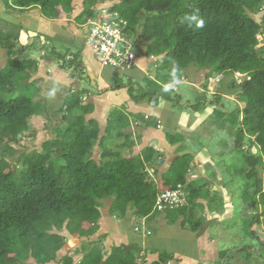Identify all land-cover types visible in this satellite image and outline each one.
Here are the masks:
<instances>
[{
	"label": "trees",
	"instance_id": "16d2710c",
	"mask_svg": "<svg viewBox=\"0 0 264 264\" xmlns=\"http://www.w3.org/2000/svg\"><path fill=\"white\" fill-rule=\"evenodd\" d=\"M86 1L85 22L96 14L88 8L95 0ZM99 1L108 4L109 13H119L118 20L126 22L127 37L135 40L134 46L138 40L142 41L144 54L154 58L156 67L162 70L160 74L165 75L164 80L147 79L149 90L144 88L138 98L151 97L150 104L154 107L160 99L175 101L170 95H176L173 90L176 81L191 66L209 69L213 75L232 77L228 90L238 105L231 113L216 108L212 117L220 115L223 119L229 115L233 119L226 132L234 136L233 151L242 159L239 170L244 180L242 205L245 213L256 211L250 220L244 219L247 215L242 213L243 209L239 211V229L243 231L246 222L249 235L260 242L252 226L264 223V179L260 178V172L264 171V38L259 40L264 33V0ZM73 2L11 0L20 9L40 8L48 19L57 18L58 8L70 12ZM260 12L262 23L253 18ZM2 41L6 39L0 37L1 45ZM3 45L10 47L8 41ZM25 67L30 64L11 59L9 66L0 70V147H5L0 151V264H73V255L58 256V251L67 245L68 236L63 232L89 239L99 228L97 223L105 199L112 200L109 214L116 219L124 217L129 209L133 217L141 220H152L163 213L168 224L182 218V227L192 232L199 231L206 222L205 206L198 203L199 199L206 202L210 213H224L222 197L210 191L207 183L187 184L190 155L177 158L168 174L172 190L182 191L185 203L155 211L157 195L165 191L159 192L147 170V166L156 165L153 158L156 151L146 148L141 155H125L124 151L129 152L132 144L129 134L118 125L121 115L111 116V126L100 139L97 122L87 119L91 106L83 104V96L70 95L73 91L65 99L54 136L39 150L27 151L24 141L35 139L37 133L30 121L42 114L45 105L23 92L18 96L14 93L17 75L21 76L20 82L27 78ZM236 74L242 78L240 83ZM214 101L220 102L221 98ZM179 103L180 100L176 102ZM47 119L50 121V116ZM172 137L170 143L174 145ZM97 143L98 158L94 153ZM16 146L23 148L21 153ZM15 157L17 161L13 160ZM84 224L88 227L84 228ZM81 245L82 250L75 254L85 255L78 264H100L104 257V264H148L140 251L126 255L122 246H114L106 254L102 241H83ZM260 246L264 247V242ZM228 253H220L216 263L232 264L234 255ZM172 261L174 255L158 253L157 260L150 264Z\"/></svg>",
	"mask_w": 264,
	"mask_h": 264
},
{
	"label": "crops",
	"instance_id": "0c3cea01",
	"mask_svg": "<svg viewBox=\"0 0 264 264\" xmlns=\"http://www.w3.org/2000/svg\"><path fill=\"white\" fill-rule=\"evenodd\" d=\"M77 5L72 3V15H68L63 9L58 8L57 18L48 19L43 16L40 8L20 9L14 5H6L5 0H0V37L6 39V41H2V45L0 44V70L6 69L11 59L30 64V67H25L24 73L27 78L23 81L22 86L35 83L33 100L42 101L45 105L42 114L33 117L30 121L35 130L43 131L48 124L50 125L51 118L61 116L65 107V99L68 93L74 89L69 91L70 85L78 81L79 85L75 84V87L79 91H83L84 86L91 87L90 93L86 94V98H88L84 100L83 104L91 106V113L87 115V118L97 122L100 139L106 135L110 122V110L116 108L124 110L123 118L120 119L118 125L124 133L129 134L132 144V149L126 155H141L146 148L156 151L153 157L156 159V165L147 166V170L152 172L153 181L159 192L172 189L171 184L166 187H161L159 184L169 174L174 161L183 155H190L192 158L190 169L186 175L187 184L204 181L209 185L210 191L217 192L219 195L222 193L219 188L224 190L223 185L228 189V179H224V177L230 175L228 173L223 175L224 166L222 165L220 168L221 165L219 166L218 163L221 162L216 158L226 152H223L222 149L231 147L233 139L230 138L228 132H225L222 137L218 136V147L212 149L214 126H209V128L206 124L213 119L212 114L216 109L211 105L213 103L211 99L214 101L217 97L225 100L231 98L226 95V92H229L228 86L231 79L228 81L224 75H213L209 69H198L191 66L184 71L182 81L186 80L192 89L200 92L193 104L192 99L188 97H183L178 105L162 99L155 107L149 101L140 102L142 100L138 98L140 88L148 89L145 81L148 78L154 80L153 71L157 61L152 57H147L143 49L138 48L134 66L132 69H128L129 71L103 66L94 51L85 44V25L80 26L75 23L76 13L80 12L76 9ZM7 41L10 47L3 45ZM53 41H61L59 45L61 48L62 44H65L68 50L72 51L70 54L66 53L65 62L57 58L59 53L56 49L54 51ZM30 48L36 50L37 60L31 57H35V54L30 53ZM120 73H123L125 82H116V78L121 76ZM132 86L134 93L129 92ZM173 89L176 92V86ZM224 89L226 90L224 91ZM65 91L67 93L63 95ZM204 103L208 105L202 107ZM226 104L234 109L237 101L231 99L230 102L226 101ZM226 106L223 104L221 107L225 109ZM47 116H50V121ZM216 128L217 131H224ZM51 131H53V127H51ZM171 136H173L174 145L170 143ZM98 144L95 146L98 148V155L94 148L97 158L100 154ZM225 181L227 182L225 183ZM198 201L205 206L206 220L214 219L213 223L219 224L225 213H210L206 202L202 199ZM111 203L110 199L103 200L101 217L97 223L99 228L89 239L80 238L77 235L70 238V234L67 233L69 234L67 245L61 249L59 258L66 254L73 255V264H78L85 255L81 252L75 254L81 247V243L83 241L97 242L99 235L105 234L107 237L103 240V246L106 254L114 246H122L126 255L130 252L140 251V255L144 254L146 262L150 264L157 260L158 253L163 249L164 243H179L184 238L192 237L184 232V227L181 224L182 218L172 225L168 224L164 214L158 215L157 219H142L141 222H137L134 220L132 210L129 209L124 217L116 219L109 214ZM225 207L224 204V209ZM226 210L227 213L230 212L228 209H225L224 212ZM210 215L212 218L209 217ZM83 227L87 228L88 224H84ZM204 236L193 238V242L191 238L188 242V244L193 243L192 256L174 253L175 264H197L196 260L204 259L217 260L213 257L215 241L209 243L207 239L210 234H204ZM202 243L205 244L202 246ZM148 250H152V252L145 253ZM207 253L210 255L208 256ZM105 259L106 257L100 264H104ZM77 261L79 262L77 263Z\"/></svg>",
	"mask_w": 264,
	"mask_h": 264
},
{
	"label": "rangeland",
	"instance_id": "374dc122",
	"mask_svg": "<svg viewBox=\"0 0 264 264\" xmlns=\"http://www.w3.org/2000/svg\"><path fill=\"white\" fill-rule=\"evenodd\" d=\"M5 3H6V5L13 6L12 3H11V0H5ZM75 3L78 4L76 6L77 7L76 9H78V11H80V12L76 13V22L75 23L80 25V26H84L86 22H85V14H83L84 10H85V6L83 8V4L85 3L87 5L88 1H86V0H76V1H74V4ZM107 5L108 4H104L103 5V2H101L99 0H95L94 4L92 6L88 5L89 6L88 8L90 10L95 11L96 12L95 17H97L99 15V11L102 8H104L105 6H107ZM65 13L68 14V15H72L73 9L70 10V12L65 11ZM253 18L256 20V22L262 23L263 13L260 12V13H258L256 15H254ZM10 29H12V28H10ZM0 32H1V30H0ZM129 37H130L129 38L130 41L132 43H134L135 40L130 35H129ZM262 38H264V33L261 36H259V40L261 41ZM60 43H61V41H58V42L53 41V48H54V50L56 49V51L59 53L57 55V58L58 59H62V60L65 59V61H66V57H65L66 53L70 54V53H72V51L68 50L67 45H65V44H62L63 46L61 48L59 46ZM137 44H138L139 49H143V42L142 41L138 40ZM30 50H31V48L29 49V51ZM35 52H36L35 49H32L30 51V53H32V55L35 54V57H33V56H31V57L34 58V60H37L36 58H37L38 55ZM34 63H36V62L34 61L33 64ZM132 68H133V66L123 67V68H118V69L119 70L122 69V70L129 71L128 69H132ZM35 69H36V66H35ZM161 71H160V68H157V67L154 68V71H153L154 80H164L165 79V75L163 73L160 74ZM120 75L121 76L119 78H116L117 79L116 82H119V83L121 81L125 82L126 79L123 77V73H120ZM238 75L239 74H236L235 78H236L237 83H240L242 78H240V76H238ZM224 76H225V78H228V81L232 78V77H230L228 75H225V74H224ZM20 78H21V76L18 77V75H17L16 81L14 82V84H15V90H16L17 87H18V89L16 90V92L14 90V93L16 94V96H18V95L22 94V92H23V94H25L26 96L31 97L33 92H34V87H36V84L35 83H29V84H26V85L24 84L22 86V82L25 80V78H24V80L22 82H20ZM183 78H184V75L182 76V78L180 80L176 81V85H175L176 89H177L176 90V95L175 94H171L170 96L175 101L177 100L176 102H178L179 100L181 101L183 99V97H188V98L192 99L191 102L193 104L194 103L193 101H195L199 97V93L200 92L197 91V90L192 89L191 86L188 84V82L186 80L182 81ZM145 83H148V81L146 80ZM18 85H20V86H18ZM130 88H131V91H129V92L134 93L132 91V89L134 87L132 86ZM143 90H145V89L140 88V91L139 90L138 91L141 94V92L143 93ZM225 90L226 89H224V91ZM90 91H91V87L84 86L83 87V91L79 92V91H75L73 89V94H70V95L78 96V98L83 96L85 98V99L84 98L83 99L87 100L88 97L86 98V94L90 93ZM165 93L169 94L166 91H165ZM226 93H227L226 94L227 96L229 95V97H231L229 100L228 99L225 100V99L222 98L220 102H215V101H213V99H211V101L213 102L211 105L215 106V108H218L219 110H222L220 108H222L221 106L223 104H224V106L227 105L226 101L230 102L231 99L232 100L234 99V97L232 95H230L231 94L230 91L226 92ZM12 95H14V94H11V96ZM70 95H67V97L70 96ZM179 97L180 98L182 97V98L179 99ZM142 98L143 99L140 100V102L144 101V100H146V102H148V101L151 102L150 101L151 97L150 98L142 97ZM175 101H173L171 103L176 104ZM205 105H208V104L204 103L202 105V107H204ZM239 106L241 107V106H243V104L241 103ZM233 110L234 109H231L228 106H226V108L223 109V111L226 112V113H231ZM113 114L122 116V115H124V110L121 111V110L116 109V108L110 110V115H109L110 122H109V125H108L109 127L111 126V116ZM129 115H131V114H129ZM51 119L52 120H51L50 125L48 124L49 126L47 125L43 129V131L37 132L35 139L32 140V139L27 138L26 141H24L25 143H24L23 146H25L27 151L32 150V149L39 150L41 148V145L45 141L49 140L50 138H52L54 136L53 131H51V127H53V130H54V127L56 126V123L61 121V116L60 117L55 116V117H53ZM232 121H233V119L229 115H226V117H224L223 119H222V117L220 115H216L215 118H213L210 122H208V124H206V125H208V127L209 126H214L213 130H214L215 133L212 136V141H211V148L212 149H215V148L218 147V144H217L218 136L222 137V134H225L227 129L230 128V126L232 125ZM206 125H204V126H206ZM216 127L224 128L225 131H217ZM228 137H229V135H228ZM226 138H227V136H226ZM230 138L233 139L232 140L233 144H231V147H227L226 150H225V148L222 149L223 152L224 151H226V152H224V154L222 156L220 155V156H218L216 158L218 161L221 162V163H218L219 166L221 165L220 168H222V165L224 166L223 169H224L225 172H223V175H226V173H228L230 175L229 177H224V179H228L227 180L228 182L225 181V183L227 182L228 189L226 187H224V185L222 186L224 190H222V188H219V191L222 192L221 193L222 195L220 194V196L222 197L223 201L225 200V203H224L226 205L225 209H228L230 212L227 213V210H226V212H224L225 214H223V216H222L223 218H222L221 222L219 224L216 223V222L212 223L207 228L206 233L205 232L202 233V230H203L206 222L204 223L203 227L197 232H192L191 229L188 228V227L184 228V232L187 233L189 236H192L191 237L192 238V242H193V238L196 239V238L200 237L201 235L204 236V234L205 235L206 234H210V237H208V239H207L209 241V243L211 241H215L213 257L215 259L217 258V260L209 261L208 259H204V260H202L203 262L199 261V260H196L197 264H217L216 262H218V260H220V253L225 252V251H229L228 255L229 254L234 255V259L232 260V264H264V247L260 246V248H259V243L260 242H264V223L260 224V225L259 224H254L252 226V230L258 234V238H259L260 242H258L257 240H253V238L249 235L250 233L247 232V223L246 222H245V224L243 222V229L244 230L242 231V230L239 229V225H240L241 220L239 219L238 213H239L240 210H242L244 208V206L242 205L243 201L241 199V197L244 195L243 192H242L243 189H244V187H243L244 186V180H243V174L239 172V170H242L241 169V163H242L241 160L242 159L240 158L241 156L239 157L238 154L234 153V151H233L234 150V140H235L234 136L230 135ZM109 145H111V144H109ZM16 148L19 150V153H21L23 148L20 149L19 146H16ZM4 149H5L4 146L0 147V151H3ZM97 149L98 148H95V152L98 155L99 151H97ZM146 150H148V148ZM124 152H125V155H126L127 151H124ZM252 152L255 153L254 150H252ZM13 160L17 161L18 158L15 157V158H13ZM148 173H149V176H151V178H152V172L148 171ZM260 178L264 179V171L260 172ZM171 180H172V178L167 175L165 177V179L160 182L159 185L161 187H166V186L169 185ZM165 191H168V190H165ZM182 194L183 193L181 191L180 192V196H182ZM198 203H201V202L198 201ZM201 204H203V203H201ZM166 208L167 207L163 208L160 211L162 212ZM154 210L156 211V209H154ZM242 213L247 215V217H245L244 219L250 220L252 213L255 214L256 211L255 210H252L251 212L246 211V213H245V209H243ZM206 215H207L206 212H204L203 216L206 217ZM156 217H155V219H157ZM209 217L212 218L211 215ZM134 220L137 221V222H141L142 221L141 219H139L137 217H134ZM68 228H69V226L66 225L65 226V230H68ZM63 234H66L67 236H69V234H67L66 231H64ZM72 236H76V235L70 234L69 237L73 238ZM106 237L107 236L105 234H100L99 238H97V242H100V241L104 242L103 240H105ZM93 239H95V238H93ZM190 239L184 238L181 241H179V243L166 242V243H164L162 245L163 249H161L159 252L160 253H167V254H171V255H174V253H179V254H185V255L192 256L193 243L190 242L188 244ZM203 244H205V243H202V246H203ZM207 244H208V242H207ZM98 245H100V243ZM249 245H253L252 246L253 248L250 249L248 247ZM241 249L244 250V251H242ZM81 250H82V245H81V247L79 248L78 251H81ZM94 250H96V249L94 248ZM216 250H217V253H216ZM261 250H263V251H261ZM60 254H61V249L58 251V256ZM78 254H80V253H78ZM207 254H208V256L210 255V253H207ZM9 258L10 257H8V259ZM56 258H57V256H56ZM246 258H248V259L246 260ZM227 259H228V257H226L224 261H226ZM30 262L33 263V261H30ZM170 264H175V261L170 262Z\"/></svg>",
	"mask_w": 264,
	"mask_h": 264
},
{
	"label": "built area",
	"instance_id": "2783aa9c",
	"mask_svg": "<svg viewBox=\"0 0 264 264\" xmlns=\"http://www.w3.org/2000/svg\"><path fill=\"white\" fill-rule=\"evenodd\" d=\"M105 6L99 15L89 18L85 23L84 41L95 53L98 61L108 67L134 66L137 53L134 43L126 35V22L119 19L118 12L111 14ZM240 76V75H238ZM180 190H168L157 195L154 209L177 208L185 200Z\"/></svg>",
	"mask_w": 264,
	"mask_h": 264
},
{
	"label": "water",
	"instance_id": "95a60500",
	"mask_svg": "<svg viewBox=\"0 0 264 264\" xmlns=\"http://www.w3.org/2000/svg\"><path fill=\"white\" fill-rule=\"evenodd\" d=\"M75 84L79 85V82L77 81V82H74L73 84L71 83L70 88H69V91H71L72 88H74L75 91H79V89L75 87ZM66 93H67V92L65 91V92L63 93V95L66 94ZM214 221H215L214 219H208V220H206V224H205V226H204V228H203V230H202V233L205 232L206 229L209 227V225H210L211 223H213Z\"/></svg>",
	"mask_w": 264,
	"mask_h": 264
},
{
	"label": "clouds",
	"instance_id": "9594fccd",
	"mask_svg": "<svg viewBox=\"0 0 264 264\" xmlns=\"http://www.w3.org/2000/svg\"><path fill=\"white\" fill-rule=\"evenodd\" d=\"M170 190H172V189H170ZM79 261H77V263H78Z\"/></svg>",
	"mask_w": 264,
	"mask_h": 264
}]
</instances>
